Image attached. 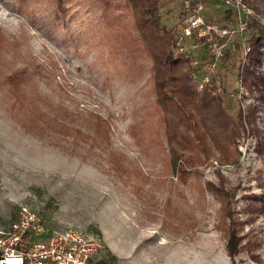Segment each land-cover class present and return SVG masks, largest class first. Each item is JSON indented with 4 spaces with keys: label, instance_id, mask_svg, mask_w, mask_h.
<instances>
[{
    "label": "rangeland",
    "instance_id": "rangeland-1",
    "mask_svg": "<svg viewBox=\"0 0 264 264\" xmlns=\"http://www.w3.org/2000/svg\"><path fill=\"white\" fill-rule=\"evenodd\" d=\"M157 1L180 33L183 0ZM203 1L208 19L233 24L235 8ZM242 2L244 45H228L207 85L232 122L193 107L208 154L198 142L174 167L128 0H0V221L26 204L53 228L81 227L102 241L91 264H264V0ZM219 126L240 129L223 151Z\"/></svg>",
    "mask_w": 264,
    "mask_h": 264
},
{
    "label": "built area",
    "instance_id": "built-area-1",
    "mask_svg": "<svg viewBox=\"0 0 264 264\" xmlns=\"http://www.w3.org/2000/svg\"><path fill=\"white\" fill-rule=\"evenodd\" d=\"M182 2L184 21L178 26L180 33L174 34L172 52L188 57L197 91L207 88L213 94L214 88L207 85L220 82L216 68L228 45L234 40L244 43L250 10L242 0H223L235 8L233 24L223 26L207 18L203 0ZM13 218L8 223L0 221V264H91L102 247L97 236L81 227H51L38 210L26 204L18 206Z\"/></svg>",
    "mask_w": 264,
    "mask_h": 264
},
{
    "label": "trees",
    "instance_id": "trees-1",
    "mask_svg": "<svg viewBox=\"0 0 264 264\" xmlns=\"http://www.w3.org/2000/svg\"><path fill=\"white\" fill-rule=\"evenodd\" d=\"M249 2V0H244ZM130 3L135 27L141 37V41L153 62V80H154V95L158 108L162 112V121L165 127L166 140L172 155V164L176 167L181 160L179 150L192 149L201 143L203 154H208L206 135L202 131L196 129L197 121L193 107L199 109L203 118H207L202 111L207 108L212 113L221 115V121L228 124L231 121L230 116L223 111L221 106V98L212 95L211 90L207 88L202 91L196 89V78L193 76L192 66H188V57L182 55H174L171 49L174 34L171 28H167L161 23V15L159 13V5L157 0H128ZM261 36L255 34L252 45L259 43ZM221 62V60H220ZM221 65V63H219ZM185 67H187L185 69ZM28 75L23 68L15 69L10 72L5 78V82L16 90L20 82H23ZM16 99L20 100L21 96L15 93ZM181 114L185 122L192 124L193 133L183 130L180 126V119L175 117L173 112ZM239 125L243 126V120H238ZM105 121L97 116L95 126L102 132L107 130ZM220 138L214 139L213 144L219 151L226 150L229 141H231L239 130L237 127H231V135L229 138L224 133V127L219 126ZM192 159L191 157H189ZM171 163V162H170ZM224 236L227 239L226 249L229 254L235 252L237 248L238 237L232 226H228L224 231Z\"/></svg>",
    "mask_w": 264,
    "mask_h": 264
}]
</instances>
